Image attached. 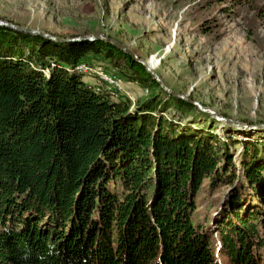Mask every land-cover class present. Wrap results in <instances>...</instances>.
<instances>
[{
	"label": "trees",
	"instance_id": "1",
	"mask_svg": "<svg viewBox=\"0 0 264 264\" xmlns=\"http://www.w3.org/2000/svg\"><path fill=\"white\" fill-rule=\"evenodd\" d=\"M87 53L149 97L83 83ZM171 108L198 111L102 41L0 26V264H264V144L179 130ZM203 189L223 192L201 221Z\"/></svg>",
	"mask_w": 264,
	"mask_h": 264
},
{
	"label": "rangeland",
	"instance_id": "2",
	"mask_svg": "<svg viewBox=\"0 0 264 264\" xmlns=\"http://www.w3.org/2000/svg\"><path fill=\"white\" fill-rule=\"evenodd\" d=\"M0 19L61 38L106 35L150 64L171 92L214 116L246 125L217 122L211 127L208 113L206 118L200 110L171 108L167 113L180 121L175 125L179 130L211 128L221 142L229 137L264 144V128L248 129L264 124V0H0ZM83 62L117 75L99 55L87 53ZM89 73H81L82 82L106 90ZM115 79L116 86L108 91L113 100L126 98L132 104L149 97L145 88L122 75ZM149 93L157 90L149 88ZM231 149L235 160L238 144ZM222 192L202 190L198 219L213 214Z\"/></svg>",
	"mask_w": 264,
	"mask_h": 264
},
{
	"label": "water",
	"instance_id": "3",
	"mask_svg": "<svg viewBox=\"0 0 264 264\" xmlns=\"http://www.w3.org/2000/svg\"><path fill=\"white\" fill-rule=\"evenodd\" d=\"M0 26L4 27V28H7V29H10V30H13V31H16V32H21V33L31 34V35H38L40 37L45 38L46 40L53 41V42L69 43V42L94 41V40L102 41L105 44H108V45L114 47L115 49L121 51L125 55L129 56L134 62L139 63L140 65H142L144 70H145V72L148 75H150L151 79L154 82L157 83L159 88L164 93H166V94H168V95H170L172 97L183 99V100H185V101H187L189 103H192V104L196 105L195 103L191 102L186 96L175 94V93L171 92L168 88H166L162 84V82L159 80L157 75L153 72L152 67L146 61L137 59L136 56L129 49H127L125 46H123L122 44L118 43L117 41L109 38L106 35L99 34V33L97 34L96 33V34H91V35H79V36L70 37V38H61V37H58V36L47 34L46 32H43V31H40V30L28 29V28H25V27L14 25V24H12L10 22H6V21H3L1 19H0ZM196 107L199 110H201V111L208 112L205 109H201L198 105H196ZM209 113H211V112H209ZM212 117L214 119L218 120V121H222L220 118H216L213 114H212ZM224 122H225V124H230V125L232 124V123H230V122H228L226 120H224ZM232 125L236 126L237 124H232ZM256 128H264V124L250 127L249 130L256 129Z\"/></svg>",
	"mask_w": 264,
	"mask_h": 264
},
{
	"label": "bare ground",
	"instance_id": "4",
	"mask_svg": "<svg viewBox=\"0 0 264 264\" xmlns=\"http://www.w3.org/2000/svg\"><path fill=\"white\" fill-rule=\"evenodd\" d=\"M150 65V64H149ZM53 66V65H52ZM92 65H88V64H78L77 65V67H76V70L77 71H79L80 73H82V74H86V73H88V72H90L89 74H92L96 79L95 80H97L98 82H100V83H103V84H105V86H104V88L107 90V91H112V90H110L112 87H114V86H116V84H117V81H116V79H115V76L114 75H110V74H108V73H106V71H104V70H102L101 68H95V69H91L92 67H91ZM176 98V97H175ZM179 99V98H178ZM181 100H183V99H181ZM185 101V100H184ZM191 101V100H190ZM185 102H187V101H185ZM192 102V101H191ZM187 103H189V102H187ZM193 103H195L196 105H198L201 109H205V110H207L208 112H204V111H201V112H203V113H208V114H210L211 116H212V114L214 115V113L211 111V110H209V109H207V108H204V107H202L201 105H199L197 102H193ZM189 104H191V105H194V104H192V103H189ZM196 105H194V106H196ZM134 106V105H133ZM132 105H131V107H133ZM199 110V109H198ZM209 112H211V113H209ZM216 118H220V117H217V116H215ZM223 122H224V120H226V121H228V122H230V123H232V124H237L235 127H242V128H246V125L245 124H243V123H239V122H236V121H232V120H229V119H226V118H224V119H222V118H220ZM216 120V119H215ZM218 121V120H217ZM222 121H219V122H222ZM222 122V123H223ZM224 124H225V122H224ZM230 125V124H225V125H229V126H233V125ZM258 125H262V124H258ZM253 126H256V125H253ZM253 126H251V127H253ZM249 129V128H248ZM257 129V128H256ZM252 130H254V129H252ZM252 130H250V131H252Z\"/></svg>",
	"mask_w": 264,
	"mask_h": 264
}]
</instances>
